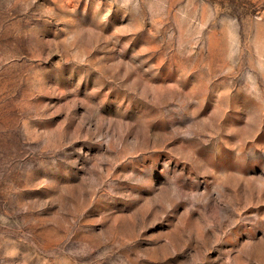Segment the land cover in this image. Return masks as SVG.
I'll return each mask as SVG.
<instances>
[{
	"label": "rangeland",
	"instance_id": "1",
	"mask_svg": "<svg viewBox=\"0 0 264 264\" xmlns=\"http://www.w3.org/2000/svg\"><path fill=\"white\" fill-rule=\"evenodd\" d=\"M0 264H264V0H0Z\"/></svg>",
	"mask_w": 264,
	"mask_h": 264
}]
</instances>
